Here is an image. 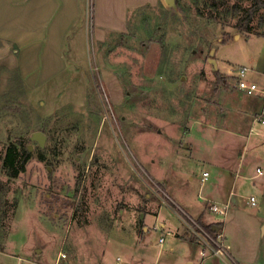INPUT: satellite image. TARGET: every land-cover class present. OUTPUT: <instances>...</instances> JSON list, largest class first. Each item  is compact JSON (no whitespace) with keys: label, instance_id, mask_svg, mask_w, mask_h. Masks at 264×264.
I'll use <instances>...</instances> for the list:
<instances>
[{"label":"rangeland","instance_id":"1","mask_svg":"<svg viewBox=\"0 0 264 264\" xmlns=\"http://www.w3.org/2000/svg\"><path fill=\"white\" fill-rule=\"evenodd\" d=\"M234 2L176 0L171 6L155 0L134 7V0H81V20L65 49L68 65L43 79L25 76L19 48L0 38V163L9 143L31 146L25 171L15 177L0 173L6 186L0 264H56L61 252L73 264H116L118 255L138 253L133 240L143 232L148 208L169 199L151 176L153 158L160 174L176 168L175 184L197 199L218 186L223 166L228 191L245 138L226 130H192L202 142L197 153L206 155V145L212 147L216 168L196 163L181 142L195 119L241 124L236 80L221 72L220 83L211 57L221 69L264 67V40L233 26ZM228 32L235 37L224 42ZM253 78L261 80L258 74ZM246 107L254 109L255 102L246 101ZM169 125L175 128L167 132ZM35 131L46 135L43 146L32 139ZM253 149L243 156L241 174L248 183L264 176L250 177L264 168ZM203 168L211 175L201 185ZM250 189L236 190L227 210L231 228L225 230L231 238L239 235L248 264H264V195L253 205L247 202ZM146 233L150 248L161 232ZM145 251L141 264H158Z\"/></svg>","mask_w":264,"mask_h":264},{"label":"crops","instance_id":"2","mask_svg":"<svg viewBox=\"0 0 264 264\" xmlns=\"http://www.w3.org/2000/svg\"><path fill=\"white\" fill-rule=\"evenodd\" d=\"M154 2L155 0H134L133 5L136 7ZM81 6V0H0V38L19 48L21 65L23 66L25 76H30V78L36 76L39 79L53 77L67 67L68 59L65 49L66 45L70 42V36L74 27L81 20ZM240 37L241 35L239 37L236 36V38ZM261 38L264 40V37L261 36ZM217 62L218 69L222 73L233 76L236 80L235 68L228 67L224 64L221 69L220 61L217 60ZM257 69L258 70L252 72L251 76L255 77L257 74L260 75L261 80L258 81L264 84V67ZM236 89L238 98L235 102V107H237L239 112L241 111L240 116L242 117L239 119V123H241L239 126L229 123L232 121L228 120H222L221 122L224 121L225 123L221 124L206 123L201 119H195V121L191 123L188 132L184 133L187 139L181 142L186 151H188L190 157H193L196 163L202 164L203 162L204 164L210 162L216 168L218 159L214 156V151L211 150L212 147L210 149L209 145H206L208 151L206 155L197 153L198 149H201L202 142L195 140L192 130H196V128L206 132H212L214 129L218 131L226 130L227 132L231 131V133L239 134L245 138L244 148L241 151V160L237 163L238 165L236 168H234L236 169V173L230 181L231 184L228 191L223 189V179L226 173V169L223 166L218 167L219 172L217 173H220V176L215 180L218 186L211 190L209 193L210 196L207 197L204 195L200 199L194 198L186 187L184 188L182 185L175 184L174 177L176 168H172L174 173L170 172L169 175L160 174L159 171L161 169L156 163L155 158H153L154 162L152 163H154V166L151 173L152 178L162 185L167 196L182 210L196 218H200L204 225H215V222H218L217 226L219 230L223 228L225 241L230 247L228 254L223 256L202 257L198 245L189 234L177 210L171 205L166 204L163 200L164 204L158 203L154 205L153 210L148 208V212L143 219L145 223L143 232L140 236L136 235L133 240V243L136 245V250L139 249L138 253L135 250L129 251L128 256H124V259L122 258L123 264H141L147 256L145 250L149 252V258L155 257V262L158 264H248L245 258L242 257L244 255L240 252L239 235L237 234L235 238H231L225 230L227 226L231 228V224H228V214L219 218L215 217V214L209 212L210 205L213 201L228 204L229 207L235 204V198H237L236 190L242 185L251 188L247 199L249 203H251L249 199L250 196H256L258 200L259 197L264 195V176L257 182L252 181L248 183L243 179L244 176L241 174L243 156L252 147L254 148L253 150L256 149L255 155L264 162V128H256L258 122L255 117L261 109L262 98L260 96L240 95V89L237 87ZM250 99L255 102L254 109H247L246 107V101ZM254 111H256V113L254 119H252L251 117H253ZM227 122L228 124H226ZM174 128V126L172 127L169 125L166 130L170 132ZM178 128L180 129L181 127ZM180 131H182V129H180ZM179 153L186 154V152L177 151V156ZM190 157L188 159L189 162L191 161ZM186 158V155L182 157V159L185 160ZM203 169V171H209L208 168ZM256 172L255 175L250 177L254 179L260 177V175H264V168L258 166ZM210 175L211 172L209 171V176ZM190 179L192 180L193 177L191 176ZM165 204L168 207V209H165L166 211H164L165 207L163 206ZM171 211L175 213L177 217L173 215ZM149 215L155 217L152 225L147 224V217ZM151 228L161 233L160 236L155 238V241H150L151 247L148 248V241L150 239L147 240L148 234L146 232ZM161 237H164L163 242H160ZM152 249L155 250L152 252Z\"/></svg>","mask_w":264,"mask_h":264},{"label":"built area","instance_id":"3","mask_svg":"<svg viewBox=\"0 0 264 264\" xmlns=\"http://www.w3.org/2000/svg\"><path fill=\"white\" fill-rule=\"evenodd\" d=\"M253 68L247 65H241L236 70V85L238 89L244 91L250 96H260L262 98L261 109L256 116V121L264 124V84H261L257 79H254L251 74ZM259 170V169H258ZM209 176V171H203V176L201 182L204 183ZM250 202L254 205L257 202L256 196L249 197ZM165 203L168 202L165 198L163 199ZM229 205L223 203H212L210 209L218 214L226 215ZM184 211V210H183ZM178 215L181 217L183 223L187 227L189 234L194 238L196 244L199 247V252L202 257L210 256H223L228 254L229 245L225 241V234L223 231L218 230L215 234L212 233L203 222L187 212L178 211ZM164 241V237L160 238V242ZM60 260H65V264H73L69 260L68 254L61 252L56 264H60ZM116 264H123V259L121 256L117 257Z\"/></svg>","mask_w":264,"mask_h":264},{"label":"trees","instance_id":"4","mask_svg":"<svg viewBox=\"0 0 264 264\" xmlns=\"http://www.w3.org/2000/svg\"><path fill=\"white\" fill-rule=\"evenodd\" d=\"M179 8L180 3H178ZM232 12L237 15V20L233 23V26L237 31L245 36L250 34H256L264 37V0H235L232 5ZM258 19L257 27L253 22ZM235 37L234 33H225L223 41L228 42ZM214 73L220 83L223 82L224 76L218 68H214ZM41 159H44V155H40ZM31 158V152L29 147L19 146L18 144L11 142L7 145L6 153L3 160L0 163V173L4 172L10 177L17 176L20 172L26 170V164ZM3 184V183H2ZM0 182V206L6 202L3 192L6 191V186ZM171 205L178 211L184 212L174 201L168 199ZM2 209H0V213ZM201 221L200 218H198ZM144 222V220H142ZM217 226V224H215ZM213 225L206 226L212 233H216L212 228Z\"/></svg>","mask_w":264,"mask_h":264},{"label":"water","instance_id":"5","mask_svg":"<svg viewBox=\"0 0 264 264\" xmlns=\"http://www.w3.org/2000/svg\"><path fill=\"white\" fill-rule=\"evenodd\" d=\"M165 1H166V3H168L171 6H176V0H165ZM211 54H214V50L211 51ZM210 61L215 65V68H218V62H217L216 58L211 57ZM32 139L37 140L40 143V145L43 146L46 142V135L42 131H35L32 134ZM29 148L31 149V146ZM212 228L215 231L219 230L218 226H216V225H213Z\"/></svg>","mask_w":264,"mask_h":264}]
</instances>
